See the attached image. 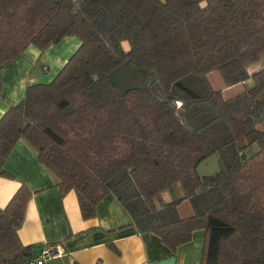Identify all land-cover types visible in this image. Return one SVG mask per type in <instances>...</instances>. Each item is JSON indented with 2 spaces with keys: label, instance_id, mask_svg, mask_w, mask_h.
Returning a JSON list of instances; mask_svg holds the SVG:
<instances>
[{
  "label": "trees",
  "instance_id": "trees-1",
  "mask_svg": "<svg viewBox=\"0 0 264 264\" xmlns=\"http://www.w3.org/2000/svg\"><path fill=\"white\" fill-rule=\"evenodd\" d=\"M66 36L80 45L58 74L0 117V175L24 139L84 219L112 194L174 256L202 230L198 264H264V67L247 70L264 56V0H0V66ZM125 60L154 83L120 92L108 73ZM214 70L252 85L226 99L207 80ZM211 153L221 170L201 179ZM30 195L21 184L0 207V264L35 255L17 234ZM184 200L193 214L181 218Z\"/></svg>",
  "mask_w": 264,
  "mask_h": 264
},
{
  "label": "crops",
  "instance_id": "crops-1",
  "mask_svg": "<svg viewBox=\"0 0 264 264\" xmlns=\"http://www.w3.org/2000/svg\"><path fill=\"white\" fill-rule=\"evenodd\" d=\"M79 45L76 36H66L43 52L30 44L15 60L0 66V117L11 105L24 99L29 85L53 80ZM206 77L213 89L220 90L226 99L246 89L228 93L238 84L245 85L247 80L227 86L216 70ZM256 128L264 130V121ZM3 168L8 175H0L1 208L21 184L31 192L23 221L17 228L20 241L33 245L34 254L44 246L62 249L60 256L47 259L43 264H149L172 256L156 235L139 233L130 225L129 215L112 194H107L97 204L93 218L84 219L76 192L70 190L61 197L55 176L38 160L35 149L26 140L19 139L15 143ZM174 194H180L178 186L164 191L162 197L170 201ZM177 213L181 218L190 217L193 214L190 202L182 201ZM202 245L203 231L196 230L189 243L177 248L175 264H189L191 259L192 264H198ZM199 247L200 255L193 260Z\"/></svg>",
  "mask_w": 264,
  "mask_h": 264
},
{
  "label": "water",
  "instance_id": "water-1",
  "mask_svg": "<svg viewBox=\"0 0 264 264\" xmlns=\"http://www.w3.org/2000/svg\"><path fill=\"white\" fill-rule=\"evenodd\" d=\"M165 3V0H160ZM152 73L154 77L157 76L156 72L151 69H140L130 65L129 60L123 61L117 67L108 73L109 80L118 88L120 92H125L133 88H140L145 86L148 82V74ZM141 74V79H139ZM197 175L203 179L204 177L215 176L220 172L221 167L216 153H211L202 159L196 166ZM176 257L174 255L157 262L149 264H175Z\"/></svg>",
  "mask_w": 264,
  "mask_h": 264
},
{
  "label": "rangeland",
  "instance_id": "rangeland-1",
  "mask_svg": "<svg viewBox=\"0 0 264 264\" xmlns=\"http://www.w3.org/2000/svg\"><path fill=\"white\" fill-rule=\"evenodd\" d=\"M123 46H124V48H128V44H127V42H123ZM262 67H264V56H262L256 63H253V64H251V65H249L248 67H247V70H248V72H250V73H252V72H254V70H259L260 68H262ZM249 73V74H250ZM154 76H153V74L151 73V74H149L148 75V77H147V79H148V82H147V84L148 85H152L153 83H154ZM240 83H242V82H240ZM146 84V85H147ZM252 85V80L251 79H249V80H247L246 81V83H245V85L244 84H238V86L236 87V88H234L233 90H231V91H229L228 93H232V92H234L235 90H244L245 88H247V87H249V86H251ZM234 94V93H233ZM228 96V95H227ZM250 150H247V152H246V157L247 156H249V154H250ZM199 255H200V247L197 249L196 248V250H195V252H194V255L192 256V258H193V260H194V258L195 259H198V257H199ZM200 260V259H199ZM192 259H191V263H189V264H192ZM187 264H188V262H187Z\"/></svg>",
  "mask_w": 264,
  "mask_h": 264
},
{
  "label": "built area",
  "instance_id": "built-area-1",
  "mask_svg": "<svg viewBox=\"0 0 264 264\" xmlns=\"http://www.w3.org/2000/svg\"><path fill=\"white\" fill-rule=\"evenodd\" d=\"M176 106H180L179 101H176ZM61 254L62 249L56 246H44L27 264H43L47 259L60 256Z\"/></svg>",
  "mask_w": 264,
  "mask_h": 264
},
{
  "label": "flooded vegetation",
  "instance_id": "flooded-vegetation-1",
  "mask_svg": "<svg viewBox=\"0 0 264 264\" xmlns=\"http://www.w3.org/2000/svg\"><path fill=\"white\" fill-rule=\"evenodd\" d=\"M150 74H151V73H150ZM148 75H149V74H148ZM139 76H140L139 79H141V74H139Z\"/></svg>",
  "mask_w": 264,
  "mask_h": 264
}]
</instances>
